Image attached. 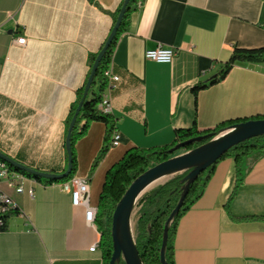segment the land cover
<instances>
[{"label":"crops","instance_id":"crops-1","mask_svg":"<svg viewBox=\"0 0 264 264\" xmlns=\"http://www.w3.org/2000/svg\"><path fill=\"white\" fill-rule=\"evenodd\" d=\"M123 0H0V151L42 172L68 165L67 118ZM131 13L112 58L120 82L105 93L119 145L96 168L106 124L93 122L78 139L75 175L87 177L98 206L107 170L133 147L171 144L177 129L213 132L232 120L264 116V62H239L199 91L235 46H264V0H145ZM18 37H26L18 44ZM164 45L172 63L145 56ZM116 149L121 157L103 167ZM219 161L202 196L179 220L174 264H264V155ZM24 191L0 183L16 202L0 230V264H103L102 234L72 204L62 183L25 176ZM29 190L33 194H29ZM246 218H256L245 220ZM98 244L96 251H90Z\"/></svg>","mask_w":264,"mask_h":264},{"label":"trees","instance_id":"trees-1","mask_svg":"<svg viewBox=\"0 0 264 264\" xmlns=\"http://www.w3.org/2000/svg\"><path fill=\"white\" fill-rule=\"evenodd\" d=\"M138 0H130L126 12L124 14L122 23L111 42L110 46L105 52L102 58L99 68L94 76L90 89L88 91L87 97L82 105L81 111L77 117L75 126L72 131V152H73V170L72 173L63 179H47L42 178L32 172H26L20 170L8 163L12 170H15L26 177L34 178L36 180L42 181L46 184L52 183H65L70 180L77 172L78 160L75 150V144L78 139L86 135L91 124L96 121H100L106 124V136L105 142L100 150L98 157L94 160L91 170L98 167L100 162L105 158L109 150L111 149V142L113 135L116 132V125L114 119L110 114H105L99 104L102 100L103 94L106 91L108 81L104 75V72L110 66L116 48L119 36L125 31L127 25L129 24V18L131 13L136 9V3ZM125 3L122 1L121 5L113 15L114 24L113 27L101 48L97 53H92L89 56V73L87 78L81 88L77 91V98L74 104L71 106L66 126V136L68 133L69 125L76 113L77 107L83 97L84 91L86 89L87 82L92 72L93 64L99 52L104 48L118 18V15ZM239 62H264V46L257 48H243L235 46L230 58L223 65L220 72L214 76L209 83L200 82L195 85L192 90L197 99L200 90L206 88L208 84H215L220 79L225 78L230 70L235 64ZM259 118H264V116H259ZM246 120H232L225 122L220 125L213 132H199L196 124L191 128L177 129L175 131V139L171 144L164 146H157L152 148H141L133 147L128 149L124 155L115 162L106 172L105 181L99 195L98 200V214L95 220L98 226L102 238L101 247L103 249V264H110V260L113 253V242L111 235V225L113 212L121 200L127 189L130 187L132 182L137 179L140 175L146 172L153 166L163 162L170 157L177 154L186 152L188 150L194 149L215 136L221 133L226 128L231 127L234 124L243 122ZM200 138V139H199ZM195 139L189 144L181 145L182 143ZM252 155L261 156L264 155V135L259 137H254L248 139L233 148H231L223 157L224 159L229 156H233L237 161V181L235 188L228 198L225 207L229 215L231 214V203L236 195L237 189L242 181L240 162ZM1 160V159H0ZM219 160V161H220ZM4 161V160H3ZM217 161L215 164L208 167L194 183L190 185L189 193L184 201V204L179 211V213L173 219L172 224L169 228L168 244L166 249V260L168 264H174V236L178 227L179 220L182 216L196 203V201L202 196L210 178L212 177L215 167L219 163ZM66 170V169H65ZM64 170V171H65ZM63 171V172H64ZM190 170L184 171L174 175L170 180L160 185L152 194L145 196L141 201V208L139 210V217L137 220V236L136 244L140 253V256L144 264H162L160 260L161 247L164 236L165 222L171 214L172 210L178 204L183 192L184 186L187 181L185 180L186 175ZM12 213V212H11ZM256 218H246L245 220H254ZM7 220V218H6ZM117 264H126L122 259Z\"/></svg>","mask_w":264,"mask_h":264},{"label":"water","instance_id":"water-1","mask_svg":"<svg viewBox=\"0 0 264 264\" xmlns=\"http://www.w3.org/2000/svg\"><path fill=\"white\" fill-rule=\"evenodd\" d=\"M130 0H125V3L118 15L116 24L104 46V48L97 55L93 64L92 72L86 85L83 97L77 107L76 113L69 125L68 133L66 136V150L68 155V165L64 172H42L31 167H28L15 159L7 156L0 151V159L11 164L12 166L24 170L26 172H32L42 178L47 179H63L69 176L73 170V152H72V131L75 126L77 117L81 111L82 105L87 97L88 91L94 79V76L99 68V64L105 55L106 50L113 41L126 12V7ZM264 135V118L251 119L226 128L217 136L209 140L208 142L188 150L186 152L177 154L169 159L160 162L159 164L148 169L137 179H135L130 187L127 189L121 200L118 202L112 216L111 235L113 242V253L110 260V264H117L122 259L126 264H144L140 256L136 237L134 234V216L138 199L144 194L145 188L153 181L165 177V180L161 182L164 184L170 180L174 175L190 170L186 175L187 181L184 186V192L176 205L172 210L168 219L165 222L164 236L161 247L160 260L162 264H168L166 260V249L168 244L169 228L173 222L175 216L181 210L184 201L189 193L190 185L195 182L201 173H203L208 167L219 161L223 155H225L234 146L254 137ZM200 139V138H199ZM195 139L186 141L181 145L189 144Z\"/></svg>","mask_w":264,"mask_h":264},{"label":"built area","instance_id":"built-area-1","mask_svg":"<svg viewBox=\"0 0 264 264\" xmlns=\"http://www.w3.org/2000/svg\"><path fill=\"white\" fill-rule=\"evenodd\" d=\"M145 0H138L136 5L141 7ZM26 37H18L16 42L18 44H25ZM176 50L171 47H166L162 44L158 45L156 48L148 49L145 52V56L149 60H153L160 63H172L175 58ZM107 78L108 85L107 90H112L120 82V76L113 72L112 63L108 69L104 72ZM99 108L105 113L110 114L111 103L110 97L105 92L103 94L102 100L99 104ZM119 145V135L117 131L113 135L111 142V148L117 147ZM25 176L15 170H12L7 162L0 160V183L5 180L10 188H14L17 192H23L22 181ZM63 184L64 190L70 193L72 204L76 207L84 206L86 209L85 217L87 222L94 223L99 211L98 206H93L90 199V185L87 177H82L74 175L70 180ZM29 194H33L32 190H29ZM17 209V204L14 199L4 191L0 186V230L6 225L7 216ZM98 244H93L90 251L94 252L98 249Z\"/></svg>","mask_w":264,"mask_h":264},{"label":"rangeland","instance_id":"rangeland-1","mask_svg":"<svg viewBox=\"0 0 264 264\" xmlns=\"http://www.w3.org/2000/svg\"><path fill=\"white\" fill-rule=\"evenodd\" d=\"M100 150L97 153L95 159L98 157V155L100 153ZM120 155H121V149H116L114 151V153L112 154V156L109 158V160L106 162V164L103 167L105 168L106 166L110 165L116 159H119L121 157ZM95 171H96V169L94 170V172ZM160 185H162V183H159V184L155 185L154 187H152L151 189H149L148 191H146L144 194H142L140 196V198L138 199V202H137V205H136V209H135V216H134V221H135L134 234H135V237L137 236V227H136V224H137V220H138V217H139V210L141 208V204L140 203H141V201L143 200V198L145 196H148V195L152 194Z\"/></svg>","mask_w":264,"mask_h":264},{"label":"bare ground","instance_id":"bare-ground-1","mask_svg":"<svg viewBox=\"0 0 264 264\" xmlns=\"http://www.w3.org/2000/svg\"><path fill=\"white\" fill-rule=\"evenodd\" d=\"M164 180H165V177H162V178H159V179L153 181L151 184H149V185L145 188V190H144L143 192L145 193L146 191H148L149 189H151V188L154 187L155 185H157V184L163 182Z\"/></svg>","mask_w":264,"mask_h":264}]
</instances>
